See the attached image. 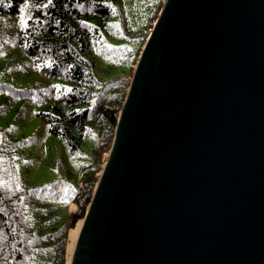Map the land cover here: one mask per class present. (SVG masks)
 <instances>
[{"label": "water", "instance_id": "1", "mask_svg": "<svg viewBox=\"0 0 264 264\" xmlns=\"http://www.w3.org/2000/svg\"><path fill=\"white\" fill-rule=\"evenodd\" d=\"M69 264H264V0L163 1Z\"/></svg>", "mask_w": 264, "mask_h": 264}, {"label": "trees", "instance_id": "2", "mask_svg": "<svg viewBox=\"0 0 264 264\" xmlns=\"http://www.w3.org/2000/svg\"><path fill=\"white\" fill-rule=\"evenodd\" d=\"M24 1L0 3V16L9 18L2 23L3 30L8 23L15 25ZM28 1L35 7L34 16L11 37L23 45L28 56L48 62L42 68L46 75L72 83V91L60 94L38 114L70 154L77 151L89 125L97 131L98 146L78 174L69 200L76 209L66 217L52 202L38 197L35 187L19 190L0 185V264H65L68 230L84 215L98 177L100 156L110 147L129 82L122 75L98 81L95 62L89 57L93 37L106 24L110 2L115 0ZM136 50L137 46L131 61Z\"/></svg>", "mask_w": 264, "mask_h": 264}, {"label": "rangeland", "instance_id": "3", "mask_svg": "<svg viewBox=\"0 0 264 264\" xmlns=\"http://www.w3.org/2000/svg\"><path fill=\"white\" fill-rule=\"evenodd\" d=\"M163 1L110 2L111 13L106 24L94 35L89 54L95 62L94 73L98 81L122 75L123 80L129 82ZM25 4L28 6L23 11L20 8L14 26L8 23L3 30L1 25L9 18L0 16V185L19 190L35 187L38 197L52 202L59 214L66 217L68 212L76 209L69 200L79 172L98 146V134L89 125L77 151L70 154L66 144L53 136L48 124L40 118L38 113L67 92L66 89H71L72 83L46 75L42 68L48 62L28 56L23 45L11 37L34 16V5L25 0L21 7ZM22 16L24 25L20 22ZM117 24L119 27L115 26ZM136 46V56L131 61V52ZM107 151L100 156L99 171Z\"/></svg>", "mask_w": 264, "mask_h": 264}, {"label": "bare ground", "instance_id": "4", "mask_svg": "<svg viewBox=\"0 0 264 264\" xmlns=\"http://www.w3.org/2000/svg\"><path fill=\"white\" fill-rule=\"evenodd\" d=\"M82 224V218L77 220L75 226H73L68 233V241L66 244V253H65V264H69L70 262V258H71V254H72V250L75 244V240L77 238L79 229L81 227Z\"/></svg>", "mask_w": 264, "mask_h": 264}, {"label": "snow or ice", "instance_id": "5", "mask_svg": "<svg viewBox=\"0 0 264 264\" xmlns=\"http://www.w3.org/2000/svg\"><path fill=\"white\" fill-rule=\"evenodd\" d=\"M4 2V0H0V3H3ZM48 3L49 4H51L52 3V0H48ZM28 5L27 4H25V5H23L22 7H21V11H23V9L24 8H26ZM47 5H45V7H46ZM113 11H115V9H113ZM20 22H21V25H24L26 22H25V20H24V17L22 16L21 17V20H20ZM116 27H119V25L117 24V25H115ZM66 91H72V89H66ZM93 103H95V102H93ZM17 187H19V186H17Z\"/></svg>", "mask_w": 264, "mask_h": 264}, {"label": "crops", "instance_id": "6", "mask_svg": "<svg viewBox=\"0 0 264 264\" xmlns=\"http://www.w3.org/2000/svg\"><path fill=\"white\" fill-rule=\"evenodd\" d=\"M70 204H73V203H70ZM74 205V204H73Z\"/></svg>", "mask_w": 264, "mask_h": 264}]
</instances>
